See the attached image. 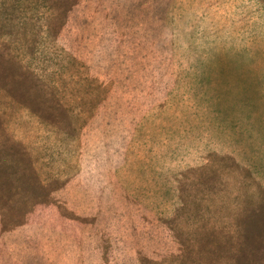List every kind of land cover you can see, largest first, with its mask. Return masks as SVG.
Instances as JSON below:
<instances>
[{
	"label": "rangeland",
	"instance_id": "rangeland-1",
	"mask_svg": "<svg viewBox=\"0 0 264 264\" xmlns=\"http://www.w3.org/2000/svg\"><path fill=\"white\" fill-rule=\"evenodd\" d=\"M0 264H264V0H0Z\"/></svg>",
	"mask_w": 264,
	"mask_h": 264
}]
</instances>
